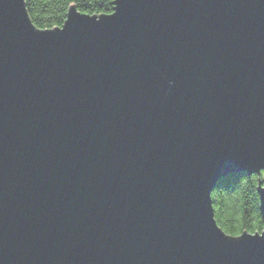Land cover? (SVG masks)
<instances>
[{
	"label": "water",
	"instance_id": "water-1",
	"mask_svg": "<svg viewBox=\"0 0 264 264\" xmlns=\"http://www.w3.org/2000/svg\"><path fill=\"white\" fill-rule=\"evenodd\" d=\"M241 173L264 221V0H0V264H264L215 218Z\"/></svg>",
	"mask_w": 264,
	"mask_h": 264
},
{
	"label": "trees",
	"instance_id": "trees-1",
	"mask_svg": "<svg viewBox=\"0 0 264 264\" xmlns=\"http://www.w3.org/2000/svg\"><path fill=\"white\" fill-rule=\"evenodd\" d=\"M116 0H25L32 24L46 31L62 27L72 6L81 14L110 15ZM261 177L241 173L221 180L212 193L215 218L228 236L264 231L258 186Z\"/></svg>",
	"mask_w": 264,
	"mask_h": 264
}]
</instances>
